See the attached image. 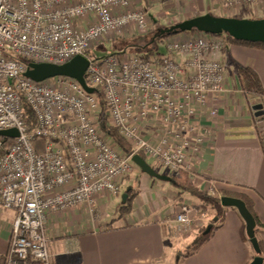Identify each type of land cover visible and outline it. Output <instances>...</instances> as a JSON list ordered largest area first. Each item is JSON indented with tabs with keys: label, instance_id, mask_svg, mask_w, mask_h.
Here are the masks:
<instances>
[{
	"label": "built area",
	"instance_id": "2783aa9c",
	"mask_svg": "<svg viewBox=\"0 0 264 264\" xmlns=\"http://www.w3.org/2000/svg\"><path fill=\"white\" fill-rule=\"evenodd\" d=\"M243 1L225 0L230 8ZM130 0H0V206L14 210L5 264H52L47 222L52 213L102 194L117 195L133 166L134 154L162 165L170 174H191L189 156L204 142L197 118L217 117L212 99L227 91L223 60L227 37L195 32L167 41L162 54L91 57L93 47L121 28H146L149 15L130 10ZM88 58L90 94L74 78L34 81L29 63L65 64ZM26 102L37 118L30 131ZM118 130L134 154L127 156L100 125ZM160 126L149 136L145 123ZM44 139V151L36 146ZM195 208L182 205L174 229L189 233Z\"/></svg>",
	"mask_w": 264,
	"mask_h": 264
},
{
	"label": "crops",
	"instance_id": "0c3cea01",
	"mask_svg": "<svg viewBox=\"0 0 264 264\" xmlns=\"http://www.w3.org/2000/svg\"><path fill=\"white\" fill-rule=\"evenodd\" d=\"M222 3L190 0L188 9L212 13L209 7L219 8L223 17L264 18L263 1L230 8L227 13ZM191 33L195 32L173 37ZM227 43L223 55L227 91L212 99L211 105L219 109L217 117H210L206 111L197 118L204 142L198 153L189 156L192 172L187 175L202 191L215 197L222 198L226 190L245 194L263 224L257 237L264 249V116L257 117L254 110L258 104H263L264 110V96L245 93L237 74L238 66L253 68L264 89V48L231 40ZM142 127L146 135L158 136L160 126L152 121ZM146 161L152 172L136 165L119 194H102L92 205L83 204L49 216L47 235L52 264H171L180 244L172 232L174 219L186 202L195 208V232L210 224L213 228L206 243L181 264L253 261L255 251L236 208L223 206L222 218L215 220L211 206L170 183L160 163ZM15 218L14 210L0 206V257L9 252Z\"/></svg>",
	"mask_w": 264,
	"mask_h": 264
},
{
	"label": "water",
	"instance_id": "95a60500",
	"mask_svg": "<svg viewBox=\"0 0 264 264\" xmlns=\"http://www.w3.org/2000/svg\"><path fill=\"white\" fill-rule=\"evenodd\" d=\"M184 32H202L213 35L227 34L239 41L264 43V18L242 19L217 17L212 14H205L192 17L169 28L162 29L160 35L171 36ZM89 64L88 58L83 56H77L71 61L61 65L51 63H29L25 76L38 82L58 76L71 77L76 79L88 93L98 94V89L90 87L85 79ZM254 110L257 117L264 116L263 104L255 105ZM0 136L14 138L18 136V132L15 129L0 131ZM132 161L143 170L149 173L152 172L150 165L140 154L134 155ZM125 199L126 196H124V200ZM221 203L222 206L226 208H236L246 223L248 238L257 255L250 264H263L264 259L261 256L262 250L258 237L256 236L257 223L246 203L239 198L228 196L222 197ZM215 220H217V218H215ZM212 228L213 224H210L203 234L208 235Z\"/></svg>",
	"mask_w": 264,
	"mask_h": 264
},
{
	"label": "rangeland",
	"instance_id": "374dc122",
	"mask_svg": "<svg viewBox=\"0 0 264 264\" xmlns=\"http://www.w3.org/2000/svg\"><path fill=\"white\" fill-rule=\"evenodd\" d=\"M190 0H130V10L132 11H145L149 15V24L146 28H140L136 25L126 26L110 33L104 42L95 46L91 50V57L94 59H101L110 55H134L144 53L145 48L143 46L147 45L148 41L152 40L154 35L162 29L169 28L175 24H178L184 20L190 19L192 17L201 16L205 14H212L217 17H223L219 8H208V11L212 13L200 12L199 10L191 11L188 9V2ZM224 11L227 13L228 9L237 6H242L245 4H253L251 1H243L242 3L236 4L230 8L224 6L225 0H222ZM259 2V1H255ZM227 10V11H226ZM226 15V14H225ZM229 17V16H225ZM252 19V18H251ZM185 35V34H184ZM171 35L165 38L161 43H152L148 47L154 49L155 54L164 53L167 41H173L175 38ZM225 36V35H224ZM130 44H138L139 47L129 46ZM147 47V48H148ZM108 125V124H107ZM127 143L130 144L126 140ZM44 139H38L36 146L39 152L44 151ZM131 145V144H130ZM132 147V145H131ZM128 156V155H127ZM136 164L133 163L131 172L135 168ZM130 172V174H131ZM129 174V175H130ZM111 195V194H108ZM113 196V195H112ZM210 208V207H206ZM196 225V222H195ZM195 225L189 233H181L177 230H173V236L179 241V247L173 252V257L171 259V264H181L183 256L181 254H186L189 251V245L192 240L199 236L200 232H195ZM207 228V226H206ZM192 237V239H191Z\"/></svg>",
	"mask_w": 264,
	"mask_h": 264
},
{
	"label": "trees",
	"instance_id": "16d2710c",
	"mask_svg": "<svg viewBox=\"0 0 264 264\" xmlns=\"http://www.w3.org/2000/svg\"><path fill=\"white\" fill-rule=\"evenodd\" d=\"M252 19H256V18H252ZM223 35H225L228 40H231L232 42H235V43H239V44H243V45H252V46L264 48V43H252V42L239 41V40L233 39L231 36H229L227 34H223ZM167 37H168V35L161 36L160 31H158L157 34L154 35L153 39L148 41L147 45L142 47V48H145L143 54L146 56L154 55L155 54L154 49H153V47L152 48L148 47L149 44L161 43ZM129 46L139 47L138 44H133V45L130 44V45H128V47ZM225 51H226V49H225ZM237 74L239 77L241 87L245 93H247L249 95H254V96H264V89H263L261 79H260L259 75L257 74V72L253 68L238 66L237 67ZM22 111H23V115H24V118L26 120V123L28 125V128L30 131H32L37 125L36 115H35L34 111L32 110V108L26 102H23V104H22ZM99 121H100L101 127H103V129L105 131H107L112 136L114 141L121 147V149L124 151V153L126 155L130 156V155L134 154V151H133L131 145L129 143H127L126 140L119 134L118 130L113 128V127H110L109 125L106 124V116H105V112H104V107L102 108V111L100 113ZM1 139H4V138L2 136H0V140ZM140 155L145 160H147L143 154H140ZM165 177L170 183H172L181 192L189 193L190 195L199 199L203 203L211 206L215 210V217L218 220L220 218H222V216L224 214V207L222 206L221 198L212 196V195L208 194L207 192L202 191L196 184H194L193 182L190 181V179L186 173H176V174L168 173ZM221 195H222V197L228 196V197H233V198H239L246 203L248 209L251 211V213L253 214V216L256 220V223H257L256 236H257L258 232L261 231L263 224L260 222L259 217L253 208L252 201L245 194L239 193V192H231V191L226 190V191H223ZM205 230H206L205 227L202 230H200L199 236L196 237L192 243H190L189 251H187L186 254H181L183 256V259L190 256V255H193L202 245H204L206 243V241L209 237V234L204 235L203 233L205 232ZM259 244H260V247L262 250L261 256L264 259V249H263L262 242L260 240H259ZM256 256L257 255L255 253L254 258ZM6 258H7V256L0 257V264H5Z\"/></svg>",
	"mask_w": 264,
	"mask_h": 264
}]
</instances>
